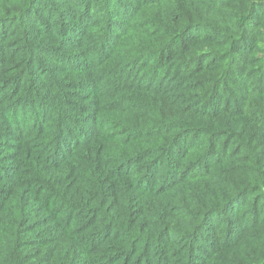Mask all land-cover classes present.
Listing matches in <instances>:
<instances>
[{
	"label": "trees",
	"instance_id": "16d2710c",
	"mask_svg": "<svg viewBox=\"0 0 264 264\" xmlns=\"http://www.w3.org/2000/svg\"><path fill=\"white\" fill-rule=\"evenodd\" d=\"M0 26V264H264V0H0Z\"/></svg>",
	"mask_w": 264,
	"mask_h": 264
},
{
	"label": "rangeland",
	"instance_id": "374dc122",
	"mask_svg": "<svg viewBox=\"0 0 264 264\" xmlns=\"http://www.w3.org/2000/svg\"><path fill=\"white\" fill-rule=\"evenodd\" d=\"M56 16H53V18L51 19V20H47V18L46 17H44V21H46V23L48 24V25H51V26H53L54 27V29H53V31H57L56 29H58L57 27H58V20H54V18H55ZM7 25H9V23L8 24H5L3 27H7ZM1 27V26H0ZM52 39L54 40L55 39V37L53 36L52 37ZM261 47V50L260 51H257V52H255L256 54V57H258V58H260V59H262V58H264V45H261L260 46ZM15 52H16V49H13L12 51H11V54L10 55H15ZM37 58H38V60L41 62V63H43L44 64V67H45V69H49L48 67H50V68H53V69H61L60 68V62H59V59H60V61H61V59H62V57L60 56H57V55H53L52 53H45V54H43V53H41V52H38L37 53ZM54 59V60H53ZM58 63H60V64H58ZM262 62H260V64H261ZM42 64V65H43ZM61 65H63V64H61ZM44 68H42L41 69V71L43 70ZM1 77V79H4L5 78V80L7 79V75H5V77H2V76H0ZM153 78V77H152ZM152 78L149 80H147L145 83H149V82H151V80H152ZM157 83H158V81H156V82H154L153 83V85H157ZM0 128H3L2 126L0 127ZM14 137L15 136H12V137H6V136H3V132L1 131L0 132V144L1 143H3V142H6V143H9V144H12V143H15V139H14ZM2 141V142H1ZM12 150H9V148H8V146H5V150L1 147V145H0V156L1 155H5V156H3V159H4V157L5 158H8L9 157V155H10V152H11ZM3 152V153H2ZM2 153V154H1ZM1 160V159H0ZM5 161H7V165H9L10 163H12L11 162V160L9 161V160H5ZM0 169H1V166H0ZM263 228H264V224H263V226H262ZM239 231H241L240 229H239ZM249 233H254V232H249ZM211 241H213V240H211ZM215 241V240H214ZM216 241H218V240H216ZM209 245L207 246V248H205V252H209Z\"/></svg>",
	"mask_w": 264,
	"mask_h": 264
}]
</instances>
